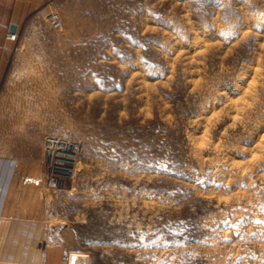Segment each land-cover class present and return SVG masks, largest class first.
I'll use <instances>...</instances> for the list:
<instances>
[{
	"label": "rangeland",
	"instance_id": "obj_1",
	"mask_svg": "<svg viewBox=\"0 0 264 264\" xmlns=\"http://www.w3.org/2000/svg\"><path fill=\"white\" fill-rule=\"evenodd\" d=\"M35 17L0 118L23 143L81 144L75 174L38 187L54 261L264 264V0H47Z\"/></svg>",
	"mask_w": 264,
	"mask_h": 264
},
{
	"label": "crops",
	"instance_id": "obj_2",
	"mask_svg": "<svg viewBox=\"0 0 264 264\" xmlns=\"http://www.w3.org/2000/svg\"><path fill=\"white\" fill-rule=\"evenodd\" d=\"M46 1L0 0V88L11 55L19 49L21 38L35 34L27 29ZM11 32L18 33V42L7 40ZM2 116H15V111L0 108ZM21 131L14 119L0 118V264H61L54 261L55 253L47 242V220L39 215L43 198L47 201V191H38L39 184L48 185L44 141L23 143Z\"/></svg>",
	"mask_w": 264,
	"mask_h": 264
},
{
	"label": "built area",
	"instance_id": "obj_3",
	"mask_svg": "<svg viewBox=\"0 0 264 264\" xmlns=\"http://www.w3.org/2000/svg\"><path fill=\"white\" fill-rule=\"evenodd\" d=\"M48 19L52 28L62 27V20L58 13H51ZM7 40L18 42V33H9ZM44 150L47 158L48 183L51 187H61L76 172L81 144L74 139L47 134L44 137Z\"/></svg>",
	"mask_w": 264,
	"mask_h": 264
},
{
	"label": "water",
	"instance_id": "obj_4",
	"mask_svg": "<svg viewBox=\"0 0 264 264\" xmlns=\"http://www.w3.org/2000/svg\"><path fill=\"white\" fill-rule=\"evenodd\" d=\"M12 31L16 30L15 26H12ZM69 264H90V256L85 253L72 252L69 256Z\"/></svg>",
	"mask_w": 264,
	"mask_h": 264
},
{
	"label": "snow or ice",
	"instance_id": "obj_5",
	"mask_svg": "<svg viewBox=\"0 0 264 264\" xmlns=\"http://www.w3.org/2000/svg\"><path fill=\"white\" fill-rule=\"evenodd\" d=\"M262 211H264V207H262L261 209ZM224 223H228L227 221H225ZM257 224H261V223H264V221H256ZM224 239V238H222ZM164 264H167V261L164 262Z\"/></svg>",
	"mask_w": 264,
	"mask_h": 264
}]
</instances>
